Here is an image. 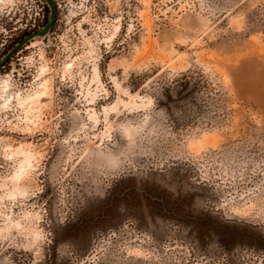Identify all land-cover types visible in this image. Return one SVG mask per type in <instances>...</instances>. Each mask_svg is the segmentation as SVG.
Listing matches in <instances>:
<instances>
[{
  "label": "rangeland",
  "instance_id": "374dc122",
  "mask_svg": "<svg viewBox=\"0 0 264 264\" xmlns=\"http://www.w3.org/2000/svg\"><path fill=\"white\" fill-rule=\"evenodd\" d=\"M51 1L0 68V264H264V0ZM48 17L0 0V59ZM178 164L209 215L153 187Z\"/></svg>",
  "mask_w": 264,
  "mask_h": 264
},
{
  "label": "snow or ice",
  "instance_id": "6c2138e0",
  "mask_svg": "<svg viewBox=\"0 0 264 264\" xmlns=\"http://www.w3.org/2000/svg\"><path fill=\"white\" fill-rule=\"evenodd\" d=\"M101 71H103V66H101ZM49 163H51V161H49ZM191 175L192 170L190 168L184 164H178L174 171L170 170L169 176L166 177L161 175L158 179L154 180L153 187L164 194L172 202L185 203L190 213L207 216L209 215L210 209L207 207L206 201L212 199V196L208 187L202 184L199 179L193 184L190 180ZM52 188L53 190L55 189V183H53ZM45 195H47V192H45ZM260 195L261 198L264 199V190L261 191ZM90 206V204L86 205V207ZM124 214L133 216V218L137 219L140 224L145 223L143 215H136L130 207L124 209ZM149 215L151 216V214ZM238 215V213L229 214L228 212H225L224 215L221 216L217 211L215 218L226 226L231 225L234 227L237 225L236 217ZM239 224H245V219L243 217L240 218ZM68 225L70 224L66 223L65 227ZM260 232L264 233V226L260 228ZM261 238L264 239V236ZM237 243L240 244V247H243L242 241H233L229 244L224 239L210 237L207 243L201 242L200 244L203 253L202 259L203 257H209L213 261V264H234L231 253L235 250ZM262 247H264V244H262ZM225 256L228 257L226 261L223 260V257ZM64 264H67V261H65ZM204 264H207L206 260L204 261Z\"/></svg>",
  "mask_w": 264,
  "mask_h": 264
},
{
  "label": "water",
  "instance_id": "95a60500",
  "mask_svg": "<svg viewBox=\"0 0 264 264\" xmlns=\"http://www.w3.org/2000/svg\"><path fill=\"white\" fill-rule=\"evenodd\" d=\"M49 7V17L43 27L35 32H32L23 39H21L9 52H7L1 59H0V68L5 64V62L27 41L31 40L32 38H39L44 37L51 29V26L55 19L56 14V6L51 0H44Z\"/></svg>",
  "mask_w": 264,
  "mask_h": 264
},
{
  "label": "trees",
  "instance_id": "16d2710c",
  "mask_svg": "<svg viewBox=\"0 0 264 264\" xmlns=\"http://www.w3.org/2000/svg\"><path fill=\"white\" fill-rule=\"evenodd\" d=\"M146 77H147L146 73L141 74V75L136 76V77H132V84L134 83L135 85H139L140 83H142L144 81V79ZM183 77H186V76H182V78ZM182 78H179V79H176V80L172 81L171 84L169 85V87H167L166 89L165 88L162 89V91H160L162 96H165L166 98H169V96H170L169 93H171V91H176V93L178 95H180L181 93L187 91L188 82H185L184 84H182L181 83L183 81V80H181ZM134 88H132L131 91H133ZM177 90H180V91H177ZM179 100H181V99H176L175 101H172V102L174 104V103L178 102ZM157 102H158V100H157ZM160 104L161 103L158 102V105H160Z\"/></svg>",
  "mask_w": 264,
  "mask_h": 264
}]
</instances>
